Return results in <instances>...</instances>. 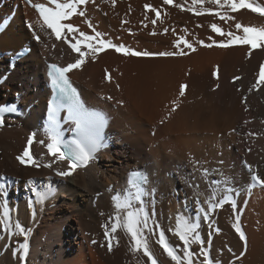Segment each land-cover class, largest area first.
<instances>
[{"label":"bare ground","instance_id":"bare-ground-1","mask_svg":"<svg viewBox=\"0 0 264 264\" xmlns=\"http://www.w3.org/2000/svg\"><path fill=\"white\" fill-rule=\"evenodd\" d=\"M32 1L48 5L47 0ZM250 2L264 4V0ZM177 4L202 14L182 11ZM145 5L161 12L156 25L150 23L155 13L146 11ZM80 9L85 16L75 15L68 23L88 35H94L92 24L105 39L132 49L184 54L144 58L111 49L92 53L81 47L85 63L69 75L87 106L105 114L107 126L101 141L105 146L86 166L61 178L55 173L67 170V162L53 163L55 157L46 148L49 137L57 134L42 129L49 94L45 64L67 65L78 54L42 27L34 10L21 0H0V23L12 16L0 33V52L31 47L11 71L0 54V77L7 75L0 83V104L19 93L12 100L21 106L18 117H7L0 126V184L5 186L0 190V264H21L12 254L13 249L22 252L19 245L24 238L18 224L27 230L30 243L25 264H151L142 248L135 249L123 226L127 212L136 213L141 207L152 228L148 232L140 225L142 235L157 264H174L156 243L160 230L183 259L182 244L174 235L177 217L181 227L184 221L199 224L196 234L204 243H195L193 235L190 249L199 252L204 247L212 264H264V186L251 181L249 170L264 179V82L252 87L259 65L264 64V47L259 41L251 49L242 43L216 47L214 41L226 37L211 32L210 27L214 23L225 32L243 36V27L264 28V17L247 9H221L209 0L197 5L192 0H173L171 5L163 0H115V6L112 0H96ZM206 9L227 11L234 19L222 21ZM122 20L128 23L122 25ZM26 22L33 25L31 31ZM236 23L241 29L235 28ZM32 31L41 37L39 41ZM180 37L192 43L194 50L182 44L176 48ZM76 39H80L78 33ZM76 39L69 37L73 43ZM200 40L212 47L201 46ZM106 72L110 80H105ZM181 84L187 86L183 97L179 96ZM107 96L113 99L102 98ZM174 100L179 107L173 112ZM29 135H34L31 146L27 145ZM26 146L38 167L21 165L16 159ZM130 170H141L147 177L142 190L147 194L139 201L136 187L126 181ZM225 196L235 201L236 210L225 203L204 221L197 208L206 210V200L218 203ZM125 199L129 206L117 208ZM237 216L244 241L232 227ZM112 224L118 229L111 236L109 251L104 233L111 232ZM194 259L195 264H202L203 255Z\"/></svg>","mask_w":264,"mask_h":264},{"label":"snow or ice","instance_id":"snow-or-ice-1","mask_svg":"<svg viewBox=\"0 0 264 264\" xmlns=\"http://www.w3.org/2000/svg\"><path fill=\"white\" fill-rule=\"evenodd\" d=\"M26 2L35 8V10L40 14V18L43 21L42 27L46 26L47 29H50L52 34L55 36L57 41L61 39L64 40V43L68 44V47L71 49L73 53L78 54V58L75 59L74 62H70L67 66L58 67L56 64H49L48 68V76L51 78V86L53 90H58L61 94V99L65 100L66 103L59 102H49L48 105V119L53 126V130L56 131V137H49L51 142H48L46 145L47 153L50 156L55 157L53 163L59 162H67V170L57 171L55 173L56 176L61 178H67L73 175L74 171L81 166H86L89 161L93 158V154L98 151L100 148L105 145L102 141V132L105 128L106 124V116L101 111H92L85 107V104L81 101L80 97L77 95V90L72 86L70 79L68 77V73L75 69H79L85 63L86 52L81 50V43L83 42V47L87 48L92 53H99L105 51L107 49L114 50L117 54H121L124 56L131 57H174L183 55L184 53L181 51H161L158 53H153L147 50L141 51L137 49H132L123 43H114L111 39H105L104 33L95 30L92 24H89V27L93 29L94 35H88L83 31H80L78 28L74 27L72 23H62L63 21L69 20L73 15H79L81 17L85 16L84 11H77L78 6L86 5L89 3L95 4L96 0H70L68 3H58L57 0H47L48 5H54L53 7H46L43 3H32V0H26ZM210 3L217 5L221 9H228L231 12H236L239 9H247L252 13H257L260 17H264V4H256L250 2V0H209ZM173 0H163V4L171 5ZM204 0H192V5L203 4ZM113 6H115V0H112ZM176 7L183 10L192 11L194 15H201L202 12L195 9L189 8L185 9L182 5L177 4ZM145 9L148 12L155 13V18L150 19V23L152 25H156L158 20H160L161 12L150 5H145ZM210 15H217L219 19L227 22L228 20L234 19V17L229 16L227 11H221L213 13L211 9H206ZM145 19H149V17H145ZM87 23V21H85ZM128 21H121V24H127ZM141 24L144 27H147L146 24L141 21ZM26 26L31 31L33 25L29 22H26ZM200 27V25H197ZM211 32L217 34L220 37H226L222 42H215V46L219 48H228L235 43L247 44L251 47H255L257 42H261V46L264 47V28H256V27H243V36L235 35L231 31L225 32L221 27H218L216 24H211ZM242 25L240 23L235 24L236 29H241ZM66 30V31H65ZM167 31V29H165ZM79 34L80 39H76V34ZM63 34V35H62ZM155 34V33H151ZM32 36L34 39L39 41L41 37L37 34V32L32 31ZM69 37L76 39L75 43H72L69 40ZM209 39H212L210 36ZM201 46L212 47V44H205L203 40L198 41ZM184 45L188 49H193V44L190 43L187 39L183 37L179 38V41L176 43L175 47L180 48V45ZM249 49V55L251 54ZM16 59L21 57V53L17 52L13 54ZM15 64L10 63L9 71L14 70ZM213 76L216 77V72H213ZM105 80H110V75L105 73ZM7 79V75L0 77V83H3L4 80ZM235 79H240V77H236ZM264 82V64L259 65V74L255 83L252 85L253 88L260 86ZM119 87V85H117ZM185 84H181L179 86V96L183 97L185 95ZM219 87V84L216 85V88ZM215 90V89H213ZM103 99L112 100L113 97L107 96L102 97ZM117 104L122 105V101H116ZM172 111L174 112L176 108L179 107V103L177 101H173ZM62 108H66L68 114L64 116L62 119L65 124L68 125L66 129L69 133H76L79 139H71L63 142V146L67 149L66 152L60 150V143L62 142L60 137L63 133L60 132V111ZM19 111L18 106L16 104L0 106V126H3L5 120L2 114H15ZM74 125V127H73ZM34 142V135H29L27 137V145L31 146ZM42 145L45 141H39ZM18 162L21 165H29L33 167H38L33 161L34 158L29 152V147H25L23 149L22 154L16 157ZM45 167H52V164H46ZM250 170V179L254 181L258 185L264 186V179H262L259 175ZM3 177H0L2 180ZM147 177L145 175H140L136 181H133L134 186H136L135 199L140 200L142 195H146L144 191L140 188V183L145 182ZM31 183V181H29ZM4 184H0V190L4 189ZM215 199V197H212ZM28 203H31L29 201ZM208 204V208L205 210L203 208H197V212L203 213V220H209V214L214 210L223 207L225 203H230L233 210H236L237 206L235 201L231 200L230 197L225 196L223 199L219 200L218 203H210L208 200L205 201ZM128 202L125 199L124 202L118 203L116 205L117 208H127ZM149 215L145 213L144 208L141 207L138 212L133 213L131 211L127 212V216L125 217L124 228L127 230V233L131 237L132 243L135 245V249L139 251L141 248L143 249V256L147 257V260L151 262V264H157V261L153 258V253L149 248L148 239L143 238L142 228L147 230L148 232H152V228L149 227ZM155 228L160 229V225L153 222ZM142 225V228L140 227ZM20 230V235L23 236L24 242L19 245L22 252L18 253L15 249H13V257L19 258L21 264H25L27 255L30 250L29 238L27 236V230L17 225ZM233 229L239 236L241 241L246 239L244 232L242 231L239 224V216L236 218V223L232 225ZM118 229L117 224L111 225V232L105 231L104 236L108 241V249L112 250L111 244V236L113 233H116ZM199 229L198 223L188 224L187 221L183 222V227H181V219L177 217V225L174 235L178 237L179 241L182 244V252L183 259L177 254L174 250L175 245L169 243L168 240L165 239V232L163 230L159 231V238L156 240V243L163 250V253L174 262V264H195V259L198 258L200 254L203 255L202 264H212L209 260V253L201 247L199 252L190 249V237L195 235V243L203 244V240L200 235L196 234ZM96 243V241H93ZM6 250V249H5Z\"/></svg>","mask_w":264,"mask_h":264},{"label":"rangeland","instance_id":"rangeland-1","mask_svg":"<svg viewBox=\"0 0 264 264\" xmlns=\"http://www.w3.org/2000/svg\"><path fill=\"white\" fill-rule=\"evenodd\" d=\"M0 54H1V55H4L3 57H5V58H6V61H7V58H8V57L5 55V53H1V52H0ZM8 67H9V65H8ZM16 94H19V93H14L13 95L10 94L9 100H12L13 97L16 98Z\"/></svg>","mask_w":264,"mask_h":264}]
</instances>
